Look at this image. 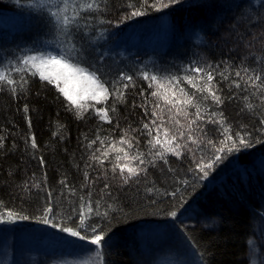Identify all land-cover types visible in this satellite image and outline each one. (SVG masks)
I'll use <instances>...</instances> for the list:
<instances>
[{"label":"trees","instance_id":"16d2710c","mask_svg":"<svg viewBox=\"0 0 264 264\" xmlns=\"http://www.w3.org/2000/svg\"><path fill=\"white\" fill-rule=\"evenodd\" d=\"M32 4L33 0H0V12L10 15L9 23L0 21V54L9 58L48 51L55 54L60 47L74 44L73 54L81 65L98 71L110 92L115 83L124 95L117 98L110 94L99 104L85 103L77 110L52 84L20 71L21 67L4 69L0 59V72L17 81L12 86L0 82V218L4 221L0 225L46 227L70 239L75 250L92 249L96 247L89 243L93 233L80 225L78 211L82 205L86 210L87 204L95 207L98 203L100 214L86 216L85 222L96 224L105 233L99 264H148L138 234L151 225L175 223L177 234L199 264H249V243L264 214V125L260 124L264 120V89L253 87V81L248 80L249 75L264 79V0H96L98 8L78 12L80 27L71 38L58 34L53 24L47 23L49 18L42 17ZM134 10L144 14L130 17ZM72 14L70 7L68 15ZM162 21L169 26L157 39L135 41L131 37L132 30L142 34ZM145 60L148 65L143 64ZM195 67L213 73L212 87L223 104L203 100L206 93L183 80L185 76L198 77L195 82L203 86L206 77L192 71ZM237 71L240 77L235 75ZM144 72L161 79L180 78L179 87L194 103L200 102L205 121H197L191 133L189 121L182 115L176 117L180 120L176 125L169 119L175 116V109L170 112L171 105L151 96L155 84L149 88ZM121 75L133 79L120 81ZM123 84L129 87L124 89ZM174 91L179 96L178 89ZM96 109H108L111 123L102 120ZM187 110L195 113L191 106ZM152 111L157 117L151 116ZM213 111L223 112L231 132H239L253 143L239 151L220 153L224 158L202 178L197 163L212 162L216 155L208 139L216 147L224 139L219 124L206 122ZM161 116L173 132L183 131L185 138H178L177 143L188 146L180 149L179 158L165 152L167 164L159 157L161 147H152L148 143L151 137L143 130L144 123L152 119L159 123ZM190 134L197 144L187 140ZM33 138L36 148L32 147ZM160 139L164 140L162 132ZM137 154H142L143 165L132 158ZM97 157L103 160L102 165ZM116 164L147 171L124 184L119 169L112 171ZM47 206L53 208V214L49 223H43ZM173 211L175 217L170 215ZM9 212L14 214L11 220ZM189 214L210 219L214 227L178 224ZM53 223L57 227H52ZM60 227H71L86 239L69 236Z\"/></svg>","mask_w":264,"mask_h":264},{"label":"snow or ice","instance_id":"6c2138e0","mask_svg":"<svg viewBox=\"0 0 264 264\" xmlns=\"http://www.w3.org/2000/svg\"><path fill=\"white\" fill-rule=\"evenodd\" d=\"M178 0H169V3H176ZM147 3V0H145ZM32 6L38 9L41 13V16H47L49 19L47 23L53 24L58 34L63 35L65 37L71 38L75 31L79 29V24L77 23V14L79 11L84 10H93L94 8H98L99 5L96 4V0H91V2L81 4L78 0H72L70 4L68 0H33ZM164 7H168V4L163 5ZM72 7V15H68V9ZM153 7H155L153 5ZM159 10V9H157ZM142 11H132L130 13V17H137L143 15ZM67 43V41H66ZM76 52V48L74 44H71L69 47L64 48L60 47V50L53 54V52L41 53L39 55H27L23 57L22 63L25 66L24 69H19L20 71H27L30 75L36 76L38 74L39 79L41 81H45L48 84H52L58 91L63 95V97L70 102L71 105L75 106L77 110H80L84 107L83 101L92 100L97 104L105 101L107 97L111 95H115L117 98H122L124 93L120 91L116 84L114 83L111 86V92L109 86H106V83L102 77L98 74V71H92L89 68L83 67L78 60V56L73 53ZM195 73H204L206 80L203 86H198L195 82L198 77L193 76H185L183 80L187 82V84L191 85L193 88H196L197 91L201 93H206V95L202 96L203 100H208L209 98L213 101L214 104L220 105L223 104L224 101L221 99V96L217 94L216 90L212 87V81L214 80L213 73L208 71L206 68L195 67L192 69ZM245 74L248 73V69H244ZM221 75H223L221 73ZM237 77L241 76V72L237 71L235 73ZM132 76H124L121 75L120 81L127 80L129 82L132 81ZM143 79L145 81H149V88L153 87L155 84V89L151 92L152 97H157L164 101L165 104L171 105L169 111L171 112L175 109V116H170L169 119L174 120L176 125H180V120L176 117L183 116V118L188 122L187 128L191 133L193 131L192 126L197 124V121L204 122L205 114L201 112V104L199 101L196 103L193 102L192 96L185 92L184 88L179 87L180 78L178 77H169L167 79H161L156 74L149 75L147 72L143 73ZM227 79V77H225ZM21 80L24 83H27L24 80V77H21ZM248 80L253 81V87L264 89V79L261 76L256 75L253 79L252 76H248ZM255 81H259V84H256ZM0 82H6L7 85L12 86L17 83L16 80L11 78L10 76L5 75L3 72H0ZM247 82V81H246ZM118 83V82H117ZM237 88H240L241 85L236 83ZM129 84H123V88L127 89ZM178 89L179 96L177 91ZM15 91V88H13ZM143 95V91L141 92ZM144 106V105H142ZM191 106L195 108V113H190L187 108ZM154 107L159 108V104H155ZM28 109L25 108V112ZM108 109H96L97 115L100 116L102 120L105 122L111 123V119L108 115ZM111 111L115 112V108L113 107ZM145 114L147 115V109ZM79 115V112H78ZM157 112L152 111L151 116L157 117ZM192 116L194 118L189 119ZM219 116L221 119L217 120L215 117ZM223 112L217 113L215 111L208 114L207 123L211 124H219L221 128V135L224 139L219 141V146L216 147L214 142L211 139H208V145H211L215 148L214 157L212 158V162H198L197 169L200 174H202V178H207L209 175V170L213 168L214 163L221 161L224 157L220 155V153H231L233 151H239L240 147L248 148L252 146V141L248 140L244 135L239 132L232 133L229 126H227L223 121ZM160 122L157 123L156 119H152L150 123L143 124V130H146L147 135L151 137L148 143L152 145V147H156L159 145L162 149L159 153V157L165 164L168 163L167 159L164 158L165 152H171L173 155L178 158L181 156L180 149L187 148V144L177 143V139H184L183 131L173 132L172 129L166 127V121L161 116ZM261 125H264V120L260 121ZM30 125V121H29ZM198 131L203 133L204 136H207V133L204 132L203 128L198 127ZM261 131H264V128H261ZM156 133L153 135V133ZM163 133L164 140L161 141L160 133ZM171 133V135H170ZM187 140L191 141L192 144H197L198 141L193 139L192 135L187 136ZM264 140V137H262ZM121 143H125L122 139ZM95 143V141H93ZM103 143V141H101ZM0 147H2V143H0ZM32 147L36 148L35 139H32ZM129 147H131V143L129 142ZM188 151H193L191 148H188ZM104 156L107 153L103 154ZM127 157V154H125ZM133 159L139 160V163L143 165L145 160L142 158V154H137L132 157ZM96 159L99 160L97 157ZM120 157H117L119 160ZM100 164H103V160H99ZM41 165L43 166L44 161L41 159ZM153 163L154 166V162ZM117 168L119 169V175L121 176L123 183L128 184L133 178L139 177L141 172L146 173V168H132L127 165L121 166L116 164L113 166V173H116ZM171 171V169H169ZM126 173V174H125ZM63 184L64 182L61 181ZM184 183H187L186 181ZM105 189L108 188V185L105 184ZM151 191V189H149ZM175 195V193H172ZM51 198V196H50ZM73 211H77L73 209ZM53 214V208L51 206H47L44 210V214L42 217L43 223H49V215ZM93 214L99 215V205L94 207L92 204L82 205L78 211V219L79 223L82 226H85V230L88 228L91 229L93 235L89 239V243L95 245L97 249L102 247V241L105 239V233L102 230H99L96 224L86 225L85 217H91ZM13 213H7L8 218L11 220L13 217ZM105 217H107L108 213H104ZM171 216L175 217L177 213L175 211L170 213ZM22 220H27L29 217L21 216L19 217ZM4 222L2 218H0V223ZM52 227H57L55 223L52 224ZM61 232H66L69 236L78 237L80 240H85V235H82L79 231L73 230L71 227H60ZM97 256H100V253H97Z\"/></svg>","mask_w":264,"mask_h":264},{"label":"rangeland","instance_id":"374dc122","mask_svg":"<svg viewBox=\"0 0 264 264\" xmlns=\"http://www.w3.org/2000/svg\"><path fill=\"white\" fill-rule=\"evenodd\" d=\"M71 4L72 0H68ZM70 8V7H69ZM10 15L0 12V21L9 23ZM169 23L162 21L159 24H151L142 34L132 30L131 37L137 39L147 37L155 40L162 31H166ZM151 41H147L149 43ZM154 46V44L152 45ZM50 52V51H48ZM45 53V52H44ZM47 53V52H46ZM40 52L27 55H39ZM7 57L0 54V59L11 68H25L23 57ZM149 61L145 60L144 65ZM3 70V69H2ZM38 75V74H37ZM85 103H96L92 100ZM178 224L184 226L199 225L213 228L214 223L205 217L198 218L187 215ZM175 224L149 226L138 234L139 247L148 257V264H199L196 256L182 242L177 234ZM117 245H111V249ZM249 264H264V214L255 224L254 236L250 241ZM97 247L87 250H75L70 239L60 237L46 227L15 228L11 225H0V264H99Z\"/></svg>","mask_w":264,"mask_h":264}]
</instances>
